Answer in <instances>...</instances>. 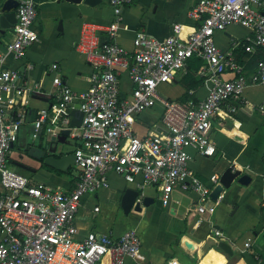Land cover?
<instances>
[{
	"label": "built area",
	"instance_id": "built-area-1",
	"mask_svg": "<svg viewBox=\"0 0 264 264\" xmlns=\"http://www.w3.org/2000/svg\"><path fill=\"white\" fill-rule=\"evenodd\" d=\"M134 1L109 0L115 20L106 27L108 42H100L99 29L94 25H84L77 51L94 67L84 95L75 94L64 83L58 65L51 66L53 85L58 90L56 102L39 112L32 138L40 139L45 131L49 135L71 128V105L78 101L84 116L81 126L72 128L71 136L80 142L74 152L80 178L68 193L33 182L9 165L25 119L21 115L12 118L11 112L25 90L19 86L20 73L3 66L8 55L22 59L26 49L39 40L33 29L38 18L35 2L27 0L17 7L14 40L6 43L5 53L0 51V264H99L108 255L113 264H124L126 258L137 260L142 242L135 230L118 239L90 233L82 241L75 240V219L82 198L106 187L109 172L128 183H137L141 177L139 189L157 187L164 206L171 203L177 187L194 191L200 195L198 213H215V206H205L211 192L189 167L188 149L194 147L205 156L216 153L210 138L213 119L225 103L240 101L249 86L235 59L217 46L215 34L240 25L251 30L245 51L264 49V0H201L192 12L201 23L186 38L182 37L181 25H175L173 33L161 41L141 31L129 53L114 39L123 8ZM193 57L202 60L200 73L211 83L206 98L186 103L161 98L159 87L172 83ZM228 72L237 76L224 79ZM123 74L129 77L128 90ZM252 83L264 86V60L258 62ZM159 103L168 134L136 136L135 117ZM236 110V106L230 107L231 113ZM51 112L58 115L57 123L45 128ZM211 180L217 183L219 178L215 175ZM213 232L223 237L220 230ZM250 246V241L245 244ZM166 264L179 263L172 260Z\"/></svg>",
	"mask_w": 264,
	"mask_h": 264
},
{
	"label": "crops",
	"instance_id": "crops-1",
	"mask_svg": "<svg viewBox=\"0 0 264 264\" xmlns=\"http://www.w3.org/2000/svg\"><path fill=\"white\" fill-rule=\"evenodd\" d=\"M4 1L0 0V5ZM32 1L38 9L33 29L39 34V40L26 49L22 59L8 55L3 66L20 73L19 86L25 90L11 112L12 118L21 115L25 119L19 139L9 155V165L33 182L68 193L80 178L75 159L60 167L46 165L45 158L40 157L51 134L44 139L33 140L34 125L39 112L56 102L58 90L53 85V64L59 66L58 74L75 94L87 92L94 67L77 51L82 29L85 24L94 25L99 29L100 42H108L106 27L115 20V15L109 0H102L93 7L66 0ZM200 1L135 0L123 8L120 30L114 40L131 53L133 41L141 31L161 41L173 33L175 25H181L182 37L186 38L201 23L200 19L192 16ZM261 11L264 12V7ZM250 35L251 30L240 25L229 26L215 34L217 46L235 59L249 86L240 101H228L213 119L210 138L216 153L205 156L194 147L188 149L191 157L189 167L211 192L205 206H215V213H198L200 195L194 191L179 186L174 190L171 203L164 206L157 187L139 189L137 183L142 182L141 177L137 183H128L118 174L109 172L106 187L82 198L75 219L76 241H82L90 233L118 239L127 231L135 230L142 248L137 260L126 258L124 264H166L172 260L179 264H264V230L255 234L264 214V86L252 83L258 62L264 60V49L246 52L244 45ZM13 40L14 29L4 34L0 32V51L5 53L6 43ZM186 71L187 67L175 76L172 83L159 87L161 98L183 103L206 98L211 83L205 79L188 90L182 81ZM236 76L237 73L228 72L224 79ZM202 77L200 71L194 73V81ZM122 82L125 89L131 87L127 74L122 75ZM73 105H79L78 101ZM232 106L237 107L235 113L230 111ZM57 120L58 115L51 112L45 128L54 126ZM133 131L140 138L150 133L167 135L162 105L159 103L135 117ZM69 141L70 146H60L62 154L57 158L63 157V153L74 156L80 142L73 136ZM215 175L219 178L217 183L211 180ZM243 175L251 178L248 184L239 182ZM130 188L137 189L141 197H149L154 202L143 207L141 212L133 209L126 214L122 201ZM214 229L220 230L223 237L216 236ZM221 241L231 246L233 255L219 247ZM249 241L251 246L246 248ZM99 264H113L112 256H106Z\"/></svg>",
	"mask_w": 264,
	"mask_h": 264
},
{
	"label": "water",
	"instance_id": "water-1",
	"mask_svg": "<svg viewBox=\"0 0 264 264\" xmlns=\"http://www.w3.org/2000/svg\"><path fill=\"white\" fill-rule=\"evenodd\" d=\"M74 3H84L89 6H97L102 0H66ZM20 5V2L17 0H6L0 5V32L5 33L6 31L12 30L15 28L17 23L16 19V9ZM71 128L64 129L61 132L52 133L50 135L48 145L45 147V151H43V155L41 158H45L44 162L46 165L53 167H60L65 162L75 159V155H69L66 153L63 157L57 158V156L62 154L60 150V146H70L69 138L72 135V128H78L81 126L83 121V113L79 109V105H71ZM251 181V178L247 175H243L239 178V182L241 184H248ZM153 199L149 197H141V193L137 189H127L125 195L123 196L122 206L124 212L128 214L131 210H135L137 212H141L143 207H148L151 203H153ZM264 230V214L261 216V221L258 224L255 234L260 233ZM219 247L229 255H233V251L231 246L221 241L219 243Z\"/></svg>",
	"mask_w": 264,
	"mask_h": 264
},
{
	"label": "trees",
	"instance_id": "trees-1",
	"mask_svg": "<svg viewBox=\"0 0 264 264\" xmlns=\"http://www.w3.org/2000/svg\"><path fill=\"white\" fill-rule=\"evenodd\" d=\"M244 49H245V45H244ZM262 52V51H261ZM264 53V51H263ZM264 58V57H263ZM203 62L201 59L197 58V57H193L188 61L187 64V71L183 77V84L187 87L188 90H190L191 87H197L198 85H200L202 82L205 81V77H202L199 81H194V73L195 72H199L201 71L202 67H203ZM192 81H193V86H192ZM47 136L46 131L42 134L41 139H44Z\"/></svg>",
	"mask_w": 264,
	"mask_h": 264
}]
</instances>
